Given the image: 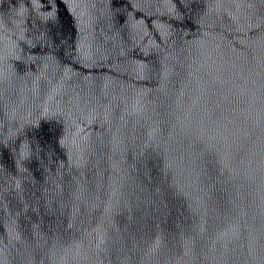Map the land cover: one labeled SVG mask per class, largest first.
Returning a JSON list of instances; mask_svg holds the SVG:
<instances>
[{
	"label": "water",
	"instance_id": "95a60500",
	"mask_svg": "<svg viewBox=\"0 0 264 264\" xmlns=\"http://www.w3.org/2000/svg\"><path fill=\"white\" fill-rule=\"evenodd\" d=\"M0 264H264V0H0Z\"/></svg>",
	"mask_w": 264,
	"mask_h": 264
}]
</instances>
